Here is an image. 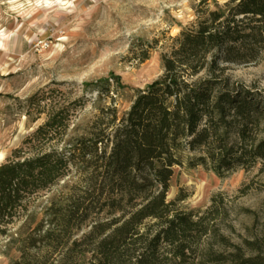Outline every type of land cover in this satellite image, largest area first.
Returning a JSON list of instances; mask_svg holds the SVG:
<instances>
[{"label":"trees","instance_id":"trees-1","mask_svg":"<svg viewBox=\"0 0 264 264\" xmlns=\"http://www.w3.org/2000/svg\"><path fill=\"white\" fill-rule=\"evenodd\" d=\"M206 2L170 38L162 75L135 90L120 119L119 79L93 83L107 102L86 135L59 148L69 128L65 109L48 104L43 91L27 100L25 116L45 121L0 164V240L9 238L18 254L9 264H187L210 235L230 252L211 245L206 262L264 264L259 241L239 246L216 234L217 197L202 212L180 208L181 194L167 201L175 168L223 178L264 166V91L225 76L227 64L254 63L264 52V0H225L214 10L202 8ZM153 48L131 54L144 63ZM72 169L79 183L37 213L40 195Z\"/></svg>","mask_w":264,"mask_h":264},{"label":"rangeland","instance_id":"rangeland-1","mask_svg":"<svg viewBox=\"0 0 264 264\" xmlns=\"http://www.w3.org/2000/svg\"><path fill=\"white\" fill-rule=\"evenodd\" d=\"M204 0H0V164L22 146L43 122L32 112L25 116L27 100L50 94L51 105L63 107L69 116L65 144L87 134L96 108L107 102L91 84L119 79L118 118L128 111L135 90L144 89L163 73L162 55L172 41L196 18ZM211 10L225 0H205ZM153 45L150 56L139 63V52ZM225 76L234 84L264 91V52L250 64H227ZM102 99V100H101ZM101 100V101H100ZM81 179L79 170L40 195L36 212ZM184 196L179 207L204 211L217 197L220 215L217 235L230 244L259 241L264 247V166L238 170L223 178L202 168H175L167 201ZM40 219V216H37ZM16 227L13 231H16ZM89 227L82 229L87 232ZM218 238L203 240L199 252L187 264L206 262V248ZM228 256L230 248L213 246ZM264 254V253H263ZM18 254L9 238L0 240V264H9ZM166 264H174L168 262Z\"/></svg>","mask_w":264,"mask_h":264}]
</instances>
